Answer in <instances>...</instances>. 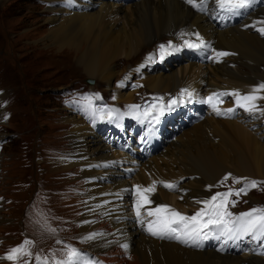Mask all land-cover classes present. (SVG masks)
I'll list each match as a JSON object with an SVG mask.
<instances>
[{
    "label": "bare ground",
    "instance_id": "obj_1",
    "mask_svg": "<svg viewBox=\"0 0 264 264\" xmlns=\"http://www.w3.org/2000/svg\"><path fill=\"white\" fill-rule=\"evenodd\" d=\"M44 1L50 10L48 15L43 16L47 17L44 21L54 23V27L45 30V37L51 41L52 49L57 53L69 50L81 70L107 84L111 83L112 76L119 73L112 93L116 102L106 103L98 110L102 122L107 126L123 129L128 118L144 120L146 109L136 103L142 93L164 97L180 86H187L199 97L208 96L217 89L225 97V103L217 106L220 114L208 107L201 121L184 127L175 140L164 142L160 152L141 160L128 178L123 169L132 167L131 159L121 149L104 140L103 130L106 127L101 129L92 119L66 110L62 120L70 125L68 132L73 148L57 156L60 158L50 165L68 172L73 170V165L79 167L87 198L84 210L78 217V235L87 241L88 252L98 255L109 264H264V258L248 253L251 249L236 239H231L232 243L221 239L214 246L200 249L190 242L154 236L147 230L148 223H144L146 220L143 216L137 217L131 211L136 210L138 199L133 188L135 185L131 182L148 188L158 181L155 191L147 193L151 203L145 204L140 211L166 204L179 212L178 207H188L205 197L216 187L214 181L221 175V182L228 174L231 175L227 181L251 176L264 180V115L258 113V116H254L253 111L239 107L234 95L235 92L245 95L257 88L262 84L263 73L254 74L243 70L241 67L244 64H251L248 60L232 62L230 65L228 63L231 61L225 57H220L222 63L215 58L216 53L224 52L217 49H227L231 60L235 59L232 51L237 52L238 58L258 60L254 53H264V34L259 31L264 28L260 20L264 6L240 22L219 28L212 23L207 13H199L187 0H134L126 8L112 0H72L71 3L69 0ZM191 30H196L215 43L209 61L205 63V66L209 64L205 71L200 69L202 64L196 62L178 71L166 57L161 60L156 57L157 51L148 52V45L159 36L162 42L166 38L171 39L172 48L167 50L171 59L174 58L172 51L183 56L179 47L181 38ZM137 52H140L138 59L130 64V68L135 66L134 71H139L141 78L130 82L123 77L127 78L131 70L123 68L122 75V69L117 67L116 61L121 56L128 60L131 53L134 55ZM6 62L12 70L8 68L4 87L13 81L10 74L15 78L12 63L8 59ZM219 65L227 68L219 72L216 68ZM214 76L219 79L213 80ZM14 94L19 98H27L26 92L20 88L15 89ZM258 95L264 97V90ZM258 101L264 102V99ZM14 104H18L17 99ZM122 105L125 106L124 110L120 109ZM133 105L139 108L133 109ZM230 106H236V115L228 114ZM109 112L112 113L111 118ZM244 126H255L254 132L246 130ZM18 166V162H13L12 172ZM182 177L183 181L175 191L160 183H170ZM18 178L24 179V176L19 175ZM70 179L68 182L71 184ZM56 180L64 183L59 187H65L64 180ZM45 181L46 178L40 177L34 208L37 219L48 224L56 212L48 206L50 192ZM66 188L72 189L70 186ZM21 190L28 193L29 187L23 186ZM14 204L20 202L15 201ZM153 219L150 217L149 221ZM52 236L49 232L27 236L19 230L18 225L13 224L4 233L0 231V243L5 246L4 249L22 246L24 252L20 254V260L24 264H31V260L25 256L31 238H39L37 245L47 247ZM223 247L226 252L221 253ZM237 250H244L245 253L236 254ZM6 256L0 257V264H16V260L10 261Z\"/></svg>",
    "mask_w": 264,
    "mask_h": 264
},
{
    "label": "rangeland",
    "instance_id": "obj_2",
    "mask_svg": "<svg viewBox=\"0 0 264 264\" xmlns=\"http://www.w3.org/2000/svg\"><path fill=\"white\" fill-rule=\"evenodd\" d=\"M131 3L118 5L126 8ZM49 11L44 0H0V90H2L0 93V109H2L0 114V231L4 233L7 227L15 224L23 232L43 233L46 225L35 216L34 203L40 177L46 178L45 182L49 186L50 192L48 206L56 212L48 223L57 224L68 238L78 241L77 249L80 254V264H108L105 260L89 254L86 249L87 241L78 238L80 237L78 235L80 231L78 217L82 214L84 207L82 203L79 205L77 199L83 200L85 190V183L78 170L79 167L73 165V170L68 172L62 170L61 167L57 168L55 165H50V163L60 158L57 156L64 155L65 151L68 152L73 148L70 144L71 140L68 132L70 125L62 120L63 115L71 110L79 115L82 112L85 116L81 115L83 118L91 119L87 107L95 111L106 102L103 97L110 99L119 73L112 76L111 83L107 84L96 76H90L81 70L74 59L73 53L69 50L57 53L52 49L51 41L45 37V30L54 27V23H47L44 21V18L47 17H43L48 15ZM260 20L264 23V11ZM161 43L159 36L154 38L151 44L148 45V52L157 51ZM156 44H158V47H156ZM139 53L137 52L134 55L131 53L128 60H125L123 56L118 57L116 65L119 69H122V75L124 74L123 68L132 70L130 64L138 59ZM258 54L260 55V51H258ZM258 54L257 52L254 53L258 60L249 57L242 59L238 58L237 52L232 51L235 59L231 60L229 56L225 58L231 61L228 63L230 65L232 62L237 63L243 60L247 62L248 60L252 65L247 62L243 67H240L248 73H263L264 78V53L260 56ZM156 55H161V51H158ZM6 58L15 69V78L14 75L10 74L13 81L4 87L7 82L8 68L12 70L9 63L6 62ZM219 59L218 62L222 63L223 60ZM186 61L185 57L179 56L175 60L173 68H177L179 71L181 67L188 66ZM207 66H200V69L205 71ZM261 66H263L262 70ZM216 68L219 72H222L227 66L219 65ZM89 78H92L93 82L88 83ZM128 78L131 82L140 78V75H136L131 71ZM216 79L219 78L214 76L213 80ZM15 80L18 83L16 85ZM262 84H264V79ZM19 88L26 92L27 98L15 96L14 91ZM102 90L104 91L102 92ZM12 96L14 98L10 100ZM145 98H147L146 103H140L144 107H149L151 102L159 99L158 97L151 98L148 96ZM15 99H17L18 104H14ZM256 104L258 110L253 111L252 115L258 116L261 113L264 115V102L257 100ZM13 106L14 108H12ZM81 107L83 109L80 112ZM97 115H100L99 111H97ZM92 120L96 122L97 126L100 124L99 128L106 127L99 118L93 117ZM244 127L246 130L254 132L255 126ZM103 132L104 140H111V132L107 127ZM255 135L261 137L257 133ZM170 141L173 140L170 139ZM55 156L57 158H54ZM69 157L71 158V156ZM13 162H18L19 165L15 172H12L11 168ZM63 174L64 176H62ZM19 175H23L24 179H19ZM68 178H71V184L68 182ZM56 179L64 180L65 187H59L64 183ZM217 181L218 179L214 182ZM233 181L225 186L223 192H227L233 186L239 188L246 186L242 180L239 183ZM75 185L78 186L76 191L66 188ZM138 185L144 188L141 184ZM23 186L29 187L28 193L21 190ZM133 188L136 189V186ZM212 196L213 191L210 190L199 203L191 204L188 207L182 206L179 211L184 215L192 216L194 212L205 207L202 201L210 200ZM233 200L235 204H228L229 212L233 216H238L240 213L248 212L253 208L256 209L257 202L264 203V182L257 189L247 188L246 194L241 193L239 196H230L229 201ZM15 201L20 202V204H14ZM176 202L182 203L177 200ZM244 202H246L245 206L243 205ZM131 211L132 214H136V210ZM140 212V215L146 220L144 223L148 222L150 216L147 215V210ZM219 232L222 237L220 230ZM244 237L246 240L253 241L258 257L264 258V236L259 238L253 236L251 239L250 234H248ZM4 247L0 243V249H2L0 250V256L8 254L5 252L6 250L3 251ZM36 247L42 248L37 244ZM67 256L68 253H65L64 259H58L56 264H60V262H63V264H77L75 260H72V263L68 262Z\"/></svg>",
    "mask_w": 264,
    "mask_h": 264
},
{
    "label": "snow or ice",
    "instance_id": "obj_3",
    "mask_svg": "<svg viewBox=\"0 0 264 264\" xmlns=\"http://www.w3.org/2000/svg\"><path fill=\"white\" fill-rule=\"evenodd\" d=\"M71 2L72 0H69V3ZM216 2L221 9H227L234 14H239L240 10L249 8L254 0H216ZM187 3L195 8H199L205 3V0H199V4L197 0H187ZM259 31L261 34H264V28H260ZM201 43H203V41ZM186 44L189 48L200 47V45L188 42H186ZM205 47H207V45H205ZM170 48H172L171 42H169L167 46L160 45L161 59H163L165 54H168L167 50ZM225 55H228V53L218 52L215 58L218 60ZM261 90H264V84H260L257 88H254L250 93L245 95L235 92L234 95L236 96L237 105L249 112L258 110L256 101L264 99V97L258 95ZM181 95L182 97L186 95L190 98L192 92L187 88L181 89ZM206 102L213 106L217 114H220V110L216 107V105L221 102L217 93L210 95ZM176 103V100H170L167 110H171V106ZM131 107L133 109L139 108L137 105ZM152 109L155 110L152 118L154 121L158 122L166 109L164 106H157L155 104L152 105ZM233 111L234 109L232 108L227 109L229 113ZM148 113L149 110H146L144 115L147 116ZM111 115L112 113L109 112V118H111ZM230 175L231 174L226 175L224 179L227 180ZM240 180H247V178H235L233 182L239 183ZM160 183H163L164 187L169 189L175 187L172 183L163 181ZM155 184L156 182L154 181L153 185L143 189L139 185L136 186L138 199L135 204V209L137 217L141 214V208L145 204L151 203L147 193L155 191ZM249 187H257V181H247L245 187H240L238 189L229 188L227 192H217L210 200L202 201L205 207L201 208L192 216L184 215L166 204H160L155 208H150L147 210V215L154 217V219L147 222V230L154 236H160L162 238L167 236L185 243L191 241L193 244H198L201 239H208L209 232L204 230L210 228L219 229L221 234L228 237V239H240L248 234H252L254 238L264 236V209L253 208L248 212L240 213L238 216H233V214L228 211V204H235L234 200L229 201V197L232 195L239 196L241 193L246 194V189ZM91 238L92 237H89V239ZM124 247H127V245H124ZM23 252L24 248L22 246L12 248L7 254L6 259L14 261L17 259L18 255L23 254ZM76 255V250L70 249L68 252V260L71 261ZM60 264H63V262H60Z\"/></svg>",
    "mask_w": 264,
    "mask_h": 264
}]
</instances>
